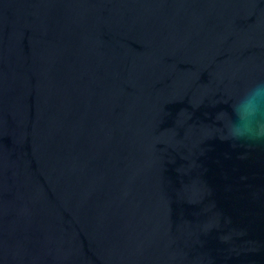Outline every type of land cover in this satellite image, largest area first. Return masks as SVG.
Returning <instances> with one entry per match:
<instances>
[{
  "label": "water",
  "instance_id": "obj_1",
  "mask_svg": "<svg viewBox=\"0 0 264 264\" xmlns=\"http://www.w3.org/2000/svg\"><path fill=\"white\" fill-rule=\"evenodd\" d=\"M261 80L264 0H0V264H264Z\"/></svg>",
  "mask_w": 264,
  "mask_h": 264
},
{
  "label": "clouds",
  "instance_id": "obj_2",
  "mask_svg": "<svg viewBox=\"0 0 264 264\" xmlns=\"http://www.w3.org/2000/svg\"><path fill=\"white\" fill-rule=\"evenodd\" d=\"M232 128L221 138L233 144L264 145V80L246 90L232 108Z\"/></svg>",
  "mask_w": 264,
  "mask_h": 264
}]
</instances>
